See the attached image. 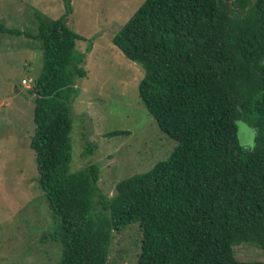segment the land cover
Returning <instances> with one entry per match:
<instances>
[{
  "label": "trees",
  "instance_id": "1",
  "mask_svg": "<svg viewBox=\"0 0 264 264\" xmlns=\"http://www.w3.org/2000/svg\"><path fill=\"white\" fill-rule=\"evenodd\" d=\"M67 14L37 15L36 33L26 31L41 40L29 147L56 219V264H106L112 231L133 222L142 234L136 264H264L233 254L242 243L264 249V0H144L114 33L113 44L143 69L141 103L177 145L118 181L111 197L98 185V164L70 166L76 81L87 70L75 50L84 38ZM0 33L22 32L0 23ZM241 120L254 131L252 147L239 142Z\"/></svg>",
  "mask_w": 264,
  "mask_h": 264
},
{
  "label": "rangeland",
  "instance_id": "2",
  "mask_svg": "<svg viewBox=\"0 0 264 264\" xmlns=\"http://www.w3.org/2000/svg\"><path fill=\"white\" fill-rule=\"evenodd\" d=\"M143 1L0 0V23L22 32L0 33V264H56L61 253V242L52 237L56 219L36 182L29 147L30 89L41 71L42 52L41 40L27 32L36 33L37 15L47 21L68 13V26L84 38L75 46L85 53L87 75L77 79L72 104L71 169L98 164V185L111 197L118 181L166 160L177 145L141 103L143 69L111 40ZM22 78L31 80L21 84ZM236 123L239 142L252 147L253 129L243 120ZM111 130L129 133L103 136ZM87 141L93 151L86 155ZM141 239L138 222L113 230L106 264H136ZM233 254L240 261L264 262V249L253 244L233 245Z\"/></svg>",
  "mask_w": 264,
  "mask_h": 264
},
{
  "label": "built area",
  "instance_id": "3",
  "mask_svg": "<svg viewBox=\"0 0 264 264\" xmlns=\"http://www.w3.org/2000/svg\"><path fill=\"white\" fill-rule=\"evenodd\" d=\"M27 81H29V80H27V79H23V80H22V83H27Z\"/></svg>",
  "mask_w": 264,
  "mask_h": 264
}]
</instances>
